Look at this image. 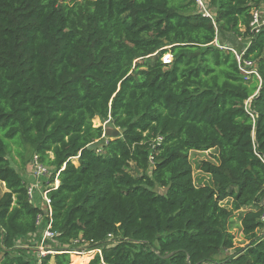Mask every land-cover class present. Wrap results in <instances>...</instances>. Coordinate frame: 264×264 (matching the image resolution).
<instances>
[{"label": "trees", "instance_id": "1", "mask_svg": "<svg viewBox=\"0 0 264 264\" xmlns=\"http://www.w3.org/2000/svg\"><path fill=\"white\" fill-rule=\"evenodd\" d=\"M205 2L210 17L197 0H0L1 264H36L16 245L43 214L12 165L28 149L50 171L39 264H76L78 240L101 248L87 264H264V0ZM209 149L195 186L188 153ZM240 210L247 244L218 261Z\"/></svg>", "mask_w": 264, "mask_h": 264}, {"label": "built area", "instance_id": "2", "mask_svg": "<svg viewBox=\"0 0 264 264\" xmlns=\"http://www.w3.org/2000/svg\"><path fill=\"white\" fill-rule=\"evenodd\" d=\"M199 8L205 13L207 17H210L209 14L205 11V7L200 0H197ZM261 23V24H260ZM251 26L253 29H258L264 26V19H261V15L258 11L253 12V20L251 22ZM232 53L235 56V59L238 64V69L241 74L245 78H250L251 76L259 79L257 72L252 64L247 60H243L242 56L244 54L245 49L242 52H236L232 50ZM171 61V57L169 54H166L162 58V62L165 64H169ZM248 102V101H247ZM246 105H248L246 103ZM31 169L33 175H35L38 179H44L47 182V185H42L40 182L29 183L27 185V196L29 201L34 205H39L43 210V214H39L36 218V227L38 229L36 238L32 239L35 241V263L39 264L40 259L46 255H53L56 253L55 251L49 247L50 244H53L54 232L51 230V202L48 197V177L50 175V171L46 169L43 165L39 163L38 157L35 155L32 157L30 161ZM64 169V165L62 167ZM50 187L56 188L58 186V181L56 177L54 178L53 184L49 185ZM74 249L68 251L69 254H73L76 256H88L94 254H101L100 247L89 248L88 244L84 241H76L74 244ZM84 247L80 248V246ZM27 248V247H24Z\"/></svg>", "mask_w": 264, "mask_h": 264}, {"label": "rangeland", "instance_id": "3", "mask_svg": "<svg viewBox=\"0 0 264 264\" xmlns=\"http://www.w3.org/2000/svg\"><path fill=\"white\" fill-rule=\"evenodd\" d=\"M200 1L203 3V5L207 11L205 0H200ZM262 12L264 14V10H262ZM240 41H241V44L244 48L246 42L242 41V40H240ZM239 47H241V46H239ZM248 102H246V103L248 104ZM92 123H93L94 127H98L101 125L104 130L105 129L112 130V127L106 125L107 122H104L102 119H100L98 117L95 118ZM217 155H218L217 149H209V150L203 151V152L190 151L188 153V159H189V162H190L191 167H192V179H193V183L195 186L206 185V186L211 187V180H210L209 175L203 173L200 167H201L202 163H208V164L216 166L218 164L217 160H216ZM32 156H33L32 151L30 149H28L27 152L24 154V157L22 160L18 157H14L15 160L12 162V165L15 169L19 170L21 163L24 162L25 167L20 172H21V176L26 181V183L27 182L28 183L40 182L42 185H47L46 180L38 179L35 177V175H33L31 165H30V161L32 159ZM74 164L76 165L75 160H74ZM156 190L159 192H163V190H161L159 188H157ZM4 192H5L4 185L0 182V196ZM230 205H231V200H229V199H227L221 203V206H223L227 210L231 209ZM244 211L245 210L233 212V217L230 220V224L228 226L229 232L233 235V246H234L233 249L228 250V251H224L222 254L216 256V258H215L216 260L219 261V260L224 259L227 256H230L231 254L234 253L235 249L243 247L247 244V242L243 238L242 230H241V224H240V219H241V216L244 213ZM263 223H264V221H263ZM29 239H30V241L28 239H26V240H24V242L21 243V245H20V243L19 244L16 243L17 247H27V250L28 249H34L36 247V245H35L36 239H35V241H33L31 237ZM84 246L85 245L80 246V248H82ZM49 247L53 250L54 244H50ZM73 249H74V247H73ZM23 250H25V249H23ZM27 250H25V251H27ZM18 251H22V250L19 249ZM52 252H54V251H52ZM32 253H33V251H32ZM26 255L30 257V252L27 251ZM1 257L2 256L0 254V259H1ZM73 259L74 258H71V264H73ZM77 259H78V262L76 264H87V262L89 260V259L87 260L85 256H79ZM0 264H1V262H0Z\"/></svg>", "mask_w": 264, "mask_h": 264}, {"label": "water", "instance_id": "4", "mask_svg": "<svg viewBox=\"0 0 264 264\" xmlns=\"http://www.w3.org/2000/svg\"><path fill=\"white\" fill-rule=\"evenodd\" d=\"M110 135H112V137H116V135H117V131L115 130V131H113V132H111V130H107V129H105L104 130V136L106 137V136H110ZM95 147V144H91V145H89L87 148L88 149H93ZM1 240H2V237H1Z\"/></svg>", "mask_w": 264, "mask_h": 264}, {"label": "crops", "instance_id": "5", "mask_svg": "<svg viewBox=\"0 0 264 264\" xmlns=\"http://www.w3.org/2000/svg\"><path fill=\"white\" fill-rule=\"evenodd\" d=\"M260 15H261V19H264V14H263V12H261ZM36 234H37V233H36ZM36 234H35V235L33 234L34 236H32L31 238L34 239V238L36 237Z\"/></svg>", "mask_w": 264, "mask_h": 264}]
</instances>
